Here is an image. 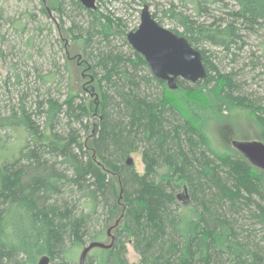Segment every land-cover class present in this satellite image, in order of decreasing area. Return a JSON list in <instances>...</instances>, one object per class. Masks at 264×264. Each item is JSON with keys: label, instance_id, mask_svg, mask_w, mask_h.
I'll return each mask as SVG.
<instances>
[{"label": "trees", "instance_id": "1", "mask_svg": "<svg viewBox=\"0 0 264 264\" xmlns=\"http://www.w3.org/2000/svg\"><path fill=\"white\" fill-rule=\"evenodd\" d=\"M179 1L198 17L208 15V6L224 4ZM229 1L237 9L233 21L216 27L167 11L181 29L171 32L201 53L207 73L203 81L178 80V88L169 90L142 56L112 43L118 37L127 46L122 20L70 0L78 13L91 17L85 31L68 34L81 44L79 53L70 56L64 44L65 61H76L82 89L69 87L61 103L46 96L34 109L21 98L0 117V131H15L23 139L16 149L0 141V264H37L43 257L48 264H74L75 251L107 237L102 244L111 247L88 254L85 264H128L127 242L139 264H264V172L238 151L216 148L210 138L212 126H229L233 112L241 110L264 144V109L242 94L235 74L219 71L204 49L235 47L241 40L235 22L246 31L264 32V0ZM62 2L40 0L41 14L56 12L61 18ZM18 28L26 31L25 24ZM55 76L41 77L43 85ZM84 93L92 102L75 104ZM140 149L141 175L124 162ZM159 162L168 170L157 181ZM171 181L188 190V216L176 207L177 186Z\"/></svg>", "mask_w": 264, "mask_h": 264}, {"label": "rangeland", "instance_id": "2", "mask_svg": "<svg viewBox=\"0 0 264 264\" xmlns=\"http://www.w3.org/2000/svg\"><path fill=\"white\" fill-rule=\"evenodd\" d=\"M46 1L50 5L56 4L55 0ZM143 1L149 6L155 21L170 31L176 27L167 17L169 9L182 12L199 25H214L213 27L232 22L230 15L237 10L232 2L224 0L225 6L222 3L208 6V15L201 14L198 17L190 4L181 3L179 0ZM62 6L64 12L61 18L56 12H50L49 17L46 18L40 12V0H0V117L7 116L11 112L10 109L15 108L21 98L34 109L36 101H41L46 96L61 103L66 98L69 87L74 90L82 89L83 83L79 81L81 73L76 68V61H67L68 63L65 61V45L68 46L70 56L79 53L76 48L81 44H73L68 38V34L79 33V30L80 33L85 31L87 27L89 28L91 17L84 12L78 13L70 0H63ZM95 6V10L122 20L127 27V33L135 31L139 24V13L142 8L139 0L133 2L130 0H97ZM27 14L33 15L34 19L27 18ZM20 24H25L26 31H20L18 28ZM234 24L240 26L241 31V40L235 47L229 52L211 46H204V49L219 71L233 72L241 85L242 94L250 97L257 106L264 109V53L262 45L264 32L246 31L240 21ZM176 31L181 32V29L176 28ZM27 38H31L30 43H27ZM111 40L116 48L129 54L128 43L125 47L120 38L114 37ZM51 73H55L56 76L51 82L43 85L41 77L49 76ZM97 76L99 77V75ZM90 100L89 94L84 93L79 94L74 103L88 104ZM233 113V117L227 122L229 126L214 125L210 128V138L216 148L236 152L232 142H259L260 133L257 125L247 113L241 110H235ZM83 134L82 132L81 136ZM0 141L6 143V149H16L22 144L23 139L22 135L15 131H0ZM140 151L142 150L126 156L124 162L130 158L131 163L127 166L141 175L144 172V164ZM167 170V166L159 162L155 180L159 181L162 176H165ZM172 183L177 186L174 193L176 207L182 208L183 216H188V206L191 205L188 190L175 181H171ZM261 235L263 239L260 240V243L264 246V235ZM108 242V237L102 241V243ZM125 248L127 263L139 264L140 257L133 249L132 243L127 242ZM98 250V248L90 250L88 256L98 255ZM79 253L80 249L73 254L74 264H78Z\"/></svg>", "mask_w": 264, "mask_h": 264}, {"label": "water", "instance_id": "3", "mask_svg": "<svg viewBox=\"0 0 264 264\" xmlns=\"http://www.w3.org/2000/svg\"><path fill=\"white\" fill-rule=\"evenodd\" d=\"M80 5L94 11L97 0H76ZM126 41L130 48L142 56L152 75L166 83L169 90L178 88L177 81L183 80L191 84L203 81L207 73L202 64L201 53L194 49L189 42L177 36L168 29L160 26L150 13L149 6L143 5L139 13V24L135 31L126 34ZM232 146L252 165L264 172V144L261 142L236 143ZM126 165L131 163L126 159ZM110 230L107 234L109 236ZM113 239L111 238V241ZM111 244L104 245L99 242L87 244L78 256V264H85L90 250L109 249ZM46 257L41 258L37 264H48Z\"/></svg>", "mask_w": 264, "mask_h": 264}]
</instances>
